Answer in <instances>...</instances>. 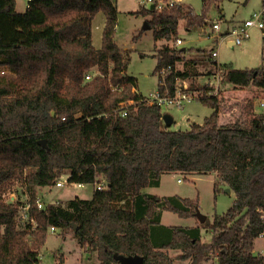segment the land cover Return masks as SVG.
<instances>
[{"label": "trees", "instance_id": "16d2710c", "mask_svg": "<svg viewBox=\"0 0 264 264\" xmlns=\"http://www.w3.org/2000/svg\"><path fill=\"white\" fill-rule=\"evenodd\" d=\"M224 1L201 0L200 14L184 3L132 12L146 18L154 41H164L153 55V74L171 69L165 86L158 77L157 90L173 93L178 80L193 81L203 76L200 67L214 66L205 51L187 57L190 50L173 43L181 26L189 31L207 25L210 6L220 12ZM98 14L104 25L95 48ZM117 19L114 0H30L23 11L16 0H0V66L8 69L0 75V264H42L38 251L51 226L71 230L96 252L92 264H124V256H139L142 264H201L213 257L215 264H264V247L254 252L256 239H264V116L250 115L246 106L247 116L223 123L219 94L193 83L197 100L212 113L202 124L170 130L162 107L141 101L137 80L127 73L130 51L115 42ZM222 67L224 83L264 89L263 66ZM130 99L136 106L125 117L115 116ZM211 173L235 193L232 206L194 226L162 224L163 211L195 216L197 200L144 189L158 187L163 174ZM64 174L70 183L104 180L106 188L94 189L89 199L38 210L37 190L54 187ZM11 193L15 200H8ZM26 202L35 225L19 228L18 206ZM202 229L211 233L210 241L201 240ZM167 250L180 253L170 257ZM54 257L63 264L61 255Z\"/></svg>", "mask_w": 264, "mask_h": 264}, {"label": "rangeland", "instance_id": "374dc122", "mask_svg": "<svg viewBox=\"0 0 264 264\" xmlns=\"http://www.w3.org/2000/svg\"><path fill=\"white\" fill-rule=\"evenodd\" d=\"M263 1L227 0L221 4L220 12L217 11L214 5H211L207 16L209 21L204 27L209 28V22L215 19L221 20L223 22L221 24L220 35H223L226 26L232 27L235 24L242 23L254 12L261 10ZM181 2L190 5L196 14L201 13V0H181ZM16 3L18 11L25 9L26 3L23 0H16ZM114 4L118 10L115 42L120 48L130 51L127 73L136 78L138 92L143 96L150 97L158 89V76L153 74L156 65V58L153 55H155L156 50L164 41H154L152 31L150 29H143L146 18L141 15L136 16L132 14V12L137 11L139 8H143L140 0H114ZM103 22L102 14H98L92 24V28H94L92 30V42L95 48H99L101 44V26ZM178 32V37L183 40L180 48L185 47L190 50V52H185L187 57H200L203 51L209 55L211 51L216 49V60L221 65L229 64L235 68L242 69L262 66L261 33L256 28H251L248 37L239 45H229L226 40L221 36L218 38L216 34H213V39L206 38L201 34L200 27H193L189 31H186L181 26ZM140 54H143V56ZM180 66L181 63H178L177 67L179 68ZM210 69L212 72L215 69V64ZM7 70L5 66H0V75L8 72ZM207 70L208 67H200L203 76L195 77L193 81L190 79L185 80L189 90H192L193 83L202 86L201 83L205 81ZM218 92L219 98L224 103V107L220 110L221 122L231 121V119L239 115L247 116V111H245L246 106L250 108V115L259 114L256 106L264 99V89L254 86L240 88L222 83ZM196 98L184 103L182 107L172 105L162 107L163 114L171 115L174 120V123L168 127L170 130H187L190 128V124L194 122L202 124L204 118L212 113V109L209 106L202 104ZM178 178L181 179L180 182L177 181ZM161 179L162 183L159 187L144 189V191L159 196L178 195L182 198L197 200V209L209 221H212L216 215L224 213L232 206L235 200V193L233 191L226 192L227 186L214 173L188 175L186 177L181 174H163ZM94 188L95 184H86L83 188L73 184H65L62 187L39 188L36 196L40 197L45 203L59 201L64 204L67 200L75 197L82 199L91 198ZM47 190L48 193L46 194L44 191ZM14 195L16 196L15 193ZM22 198L25 200L24 196ZM29 223L32 226L35 225L32 221ZM161 223L172 227H186L200 224L195 216L183 218L171 211H163ZM22 225L23 223L19 222L18 227L22 228ZM262 238L260 236L255 241L254 250L257 253L263 251L264 239ZM210 239L211 233L206 229H202L201 240L208 242ZM38 252L42 264H56L54 254L62 256L63 264H92L97 261L96 252H91L87 244H80L74 238L71 230L62 231L60 229L51 230L49 228L46 233L45 243ZM167 252L170 257H176L180 253L177 250H167ZM187 263V261L175 259L172 264ZM201 264H215V259L213 257Z\"/></svg>", "mask_w": 264, "mask_h": 264}, {"label": "built area", "instance_id": "2783aa9c", "mask_svg": "<svg viewBox=\"0 0 264 264\" xmlns=\"http://www.w3.org/2000/svg\"><path fill=\"white\" fill-rule=\"evenodd\" d=\"M26 3V7L30 0H23ZM181 0H140V4L144 9H153L155 11H162L166 8H172L177 7L179 4H181ZM262 12H254L249 18L245 19L242 23H239L237 25H234L232 27H227L224 31L223 35H220L221 31V24L223 21L215 19L211 22H209V28H206L204 26L200 27L201 34L204 35L206 38L213 39V34H216L218 38L221 36L224 40L228 42L229 45L233 44H241V42L246 39L249 35V30L251 28H256L261 33V49H262V66L264 67V21L262 20ZM218 41V40H217ZM183 41L181 38H177L175 42L173 43V47L180 48L182 46ZM210 58L215 61V69L205 75V81L202 84V86H208L210 89L209 95H217L219 94L220 86L223 82V73L224 69L221 67L222 65L216 60L217 58V50L214 49L210 53ZM171 69L170 66L161 68L159 71H157V76L161 77V87L165 86V83L163 81L165 74ZM87 80L89 79V76L85 77ZM144 103L147 105H154L157 104L160 107L163 106H178L182 107L184 103L189 102L196 97L198 98V94L195 91L189 90L187 83L185 80H178L176 83V86L174 88V92L170 93L168 89L166 88L163 92L157 90L155 93H152L150 97L144 96ZM196 98V99H197ZM137 102L134 100H126L124 102H121L119 106L113 111V114L115 116L125 117L129 111L130 108L135 107ZM257 108L259 109L260 113L264 116V99L260 101L257 104ZM64 120V118H62ZM62 178V179H61ZM60 179L57 180L54 187H62L65 184H73L78 187H85L86 183H70L68 182V175L64 174L61 176ZM177 181H181L180 178L177 179ZM106 188V182L102 180L101 182L95 184L94 189H103ZM8 200H15L14 193H11L8 196ZM35 204L38 210H45L47 208V205L49 203H45L40 197L36 196ZM30 204L29 203H22L18 206V220L22 223H29L32 221V223H35L33 218L30 216ZM51 230L56 229L55 227L51 226L49 227ZM262 237V235H260ZM38 257L40 258L39 254Z\"/></svg>", "mask_w": 264, "mask_h": 264}, {"label": "water", "instance_id": "95a60500", "mask_svg": "<svg viewBox=\"0 0 264 264\" xmlns=\"http://www.w3.org/2000/svg\"><path fill=\"white\" fill-rule=\"evenodd\" d=\"M143 29L147 30L149 29V25L144 22L143 25ZM182 50L184 51L185 48H182ZM54 114V112H53ZM162 120L165 124L166 127H169L172 124L173 118L171 117V115L169 114H164L162 117ZM42 144H45V140L40 141ZM229 188L226 189V191L229 192ZM195 217L198 219L199 223H203L206 220V216L204 214H202L198 209L195 212ZM122 261L124 262V264H142V258L139 256H124L122 257Z\"/></svg>", "mask_w": 264, "mask_h": 264}, {"label": "crops", "instance_id": "0c3cea01", "mask_svg": "<svg viewBox=\"0 0 264 264\" xmlns=\"http://www.w3.org/2000/svg\"><path fill=\"white\" fill-rule=\"evenodd\" d=\"M186 4V3H185ZM264 9V1H263V4H262V8H261V10H263ZM261 10H259V11H261ZM258 12V11H257ZM103 19H104V17H103ZM239 24V23H238ZM103 25H104V22L102 23V26H101V28H103ZM235 25H237V24H235ZM227 28V27H226ZM94 28H92V30H93ZM101 30V29H100ZM101 33V32H100ZM180 38V37H179ZM183 41V40H182ZM101 43V42H100ZM181 48H185V47H181ZM186 49V48H185ZM263 56V55H262ZM263 58V57H262ZM182 66H180L179 68H181ZM209 68H211V67H208V69ZM202 76V75H201ZM233 86V85H232ZM234 87V86H233ZM138 91V90H137ZM257 107V106H256ZM258 110V112H259V114H261L260 113V111H259V109H257ZM174 123V120L172 121V124ZM171 124V125H172ZM161 178H162V176H161ZM161 183H162V179H161V181H160V185H161ZM159 185V186H160ZM158 186V187H159ZM225 186H227L226 184H225ZM148 188H154V187H147V188H145V189H148ZM227 188H229L228 186H227ZM230 190H229V192H231L232 190H231V188H229ZM44 192H46V194L48 193V190L47 191H44ZM226 192H228V191H226ZM228 192V193H229ZM148 193H150V192H148ZM150 194H152V193H150ZM154 195H156V194H154ZM157 196H159V195H157ZM47 203H49V202H47ZM162 215H163V213H162ZM161 220H162V218H161ZM192 226H194V225H192ZM263 239V238H262ZM263 247H264V240H263ZM255 251V250H254ZM259 252V251H258ZM255 253L256 254H258L256 251H255ZM259 253H263V251L262 252H259Z\"/></svg>", "mask_w": 264, "mask_h": 264}]
</instances>
